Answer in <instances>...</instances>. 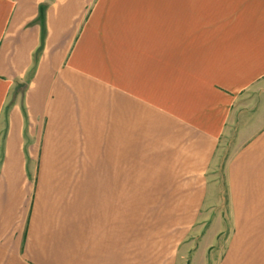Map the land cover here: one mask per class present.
Listing matches in <instances>:
<instances>
[{
    "label": "crops",
    "instance_id": "crops-1",
    "mask_svg": "<svg viewBox=\"0 0 264 264\" xmlns=\"http://www.w3.org/2000/svg\"><path fill=\"white\" fill-rule=\"evenodd\" d=\"M0 264H264V0H0Z\"/></svg>",
    "mask_w": 264,
    "mask_h": 264
},
{
    "label": "rangeland",
    "instance_id": "rangeland-1",
    "mask_svg": "<svg viewBox=\"0 0 264 264\" xmlns=\"http://www.w3.org/2000/svg\"><path fill=\"white\" fill-rule=\"evenodd\" d=\"M41 21L42 22H44L45 21V19H44V17H42L41 18ZM254 103V104H253ZM250 104H253V107L249 110V115L251 114V121L248 123V125H247V127H248V129L246 128V132H247V134L244 136L245 138H243V139H247V138H249V137H252V135L255 133V132H257L258 131V128L260 127L259 126V121H258V109H257V105H258V98L257 97H255V96H253V97H251V103ZM253 110H254V112H253ZM253 112V113H252ZM236 137V136H235ZM233 138L232 139V141L234 142H236L237 140H236V138ZM234 142V143H235ZM230 145V144H229ZM235 147H238V145H236V144H233L232 143V145H230V146H228V153H227V155H226V158L227 157H229V155L232 153V151L234 150V148ZM221 175H222V178H223V167H222V169H221Z\"/></svg>",
    "mask_w": 264,
    "mask_h": 264
},
{
    "label": "trees",
    "instance_id": "trees-1",
    "mask_svg": "<svg viewBox=\"0 0 264 264\" xmlns=\"http://www.w3.org/2000/svg\"><path fill=\"white\" fill-rule=\"evenodd\" d=\"M43 24V39H45V36H46V27H45V21L42 22Z\"/></svg>",
    "mask_w": 264,
    "mask_h": 264
}]
</instances>
